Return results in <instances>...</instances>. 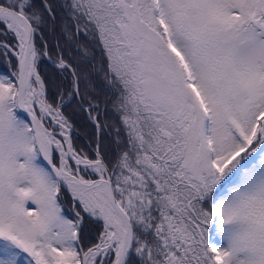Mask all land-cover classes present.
<instances>
[{"label": "snow or ice", "instance_id": "1", "mask_svg": "<svg viewBox=\"0 0 264 264\" xmlns=\"http://www.w3.org/2000/svg\"><path fill=\"white\" fill-rule=\"evenodd\" d=\"M0 264H264V0H0Z\"/></svg>", "mask_w": 264, "mask_h": 264}, {"label": "trees", "instance_id": "2", "mask_svg": "<svg viewBox=\"0 0 264 264\" xmlns=\"http://www.w3.org/2000/svg\"><path fill=\"white\" fill-rule=\"evenodd\" d=\"M77 125H78V127L81 129V136H80V138H79V140H78V143H82L83 142V139H84V137H85V133H84V131L82 130L83 129V125H82V123L78 120L77 121ZM90 134V133H89Z\"/></svg>", "mask_w": 264, "mask_h": 264}]
</instances>
